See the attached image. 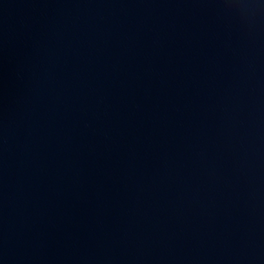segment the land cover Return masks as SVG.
<instances>
[{"label": "water", "instance_id": "1", "mask_svg": "<svg viewBox=\"0 0 264 264\" xmlns=\"http://www.w3.org/2000/svg\"><path fill=\"white\" fill-rule=\"evenodd\" d=\"M0 264H264V0H0Z\"/></svg>", "mask_w": 264, "mask_h": 264}]
</instances>
